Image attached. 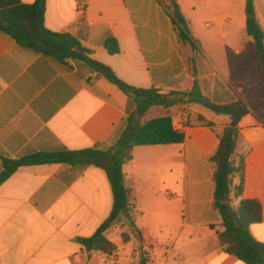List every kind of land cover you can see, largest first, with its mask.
Here are the masks:
<instances>
[{
	"label": "crops",
	"instance_id": "crops-1",
	"mask_svg": "<svg viewBox=\"0 0 264 264\" xmlns=\"http://www.w3.org/2000/svg\"><path fill=\"white\" fill-rule=\"evenodd\" d=\"M177 2L199 51L179 41L166 9L169 0H47L45 26L77 37L91 59L136 88L168 93L197 87L222 105L264 99V68L247 34L245 0ZM255 12L264 30V0H255ZM109 37L117 39L118 54L104 47ZM130 102L85 63L35 53L0 32V173L5 158L114 145L126 128ZM175 108L154 107L143 123L170 116L183 142L137 145L123 169L150 264H170L175 254L181 261L194 256L195 264H244L220 246L222 219L213 208L210 157L229 117L194 105L215 128L177 126ZM238 129L237 155L245 157L243 199L261 202L263 221L251 232L264 243V119L247 115ZM112 205L108 177L97 167L20 168L0 185V264H117L124 251L109 238L111 229L106 236L118 247L114 256L88 253L76 241L92 236Z\"/></svg>",
	"mask_w": 264,
	"mask_h": 264
},
{
	"label": "trees",
	"instance_id": "trees-1",
	"mask_svg": "<svg viewBox=\"0 0 264 264\" xmlns=\"http://www.w3.org/2000/svg\"><path fill=\"white\" fill-rule=\"evenodd\" d=\"M47 0H36L25 4L21 0H0V32L13 38L16 43L35 53L43 54L61 62L71 59L85 63L93 72L103 76L119 87L131 100L127 108L126 128L117 142L109 147H95L70 151L62 149L56 152H37L21 158L3 160L0 173V185L7 181L20 168L27 166L63 164L84 170L94 166L105 172L108 177L113 205L110 216L86 238H77L88 253L101 252L108 257L118 252L106 233L121 222H126L133 234L141 242L133 217L132 189L125 184L124 166L133 159V149L137 145H157L182 143L183 134H178L172 126V118L151 120L143 123V118L154 107L169 110L178 105H201L216 115L229 117L230 123L219 133L220 145L210 157L214 165L215 191L213 208L222 219L223 231L218 232L220 246L230 255L244 264H264V243L255 239L251 226L263 221L261 202L255 199H243L245 183V157L237 155L239 123L247 115H255L264 109V99L252 103L240 101L238 104H216L206 98L194 87L192 91L171 90L168 93L160 88H136L122 81L108 66L91 59L79 39L69 33H54L45 26V6ZM166 8L171 17L179 41L200 50V42L194 38L189 21L183 15L177 0H169ZM246 30L253 40L256 55L264 68V30L259 24L255 12V0H245ZM104 47L111 55L120 52L117 39L109 37ZM194 63V60H191ZM198 121L212 129L215 123L198 114ZM237 180V182H236ZM125 241L128 236L122 234ZM138 264H150L148 254L140 252Z\"/></svg>",
	"mask_w": 264,
	"mask_h": 264
},
{
	"label": "rangeland",
	"instance_id": "rangeland-1",
	"mask_svg": "<svg viewBox=\"0 0 264 264\" xmlns=\"http://www.w3.org/2000/svg\"><path fill=\"white\" fill-rule=\"evenodd\" d=\"M171 115L180 117L181 120L176 119L177 126H181L183 122L186 126H193L194 124L199 123L198 112L195 111L193 105H178L174 111H171ZM260 117L264 119V112L261 113ZM122 223V225L118 224L116 227L111 228L108 233L111 241L116 243L120 249L124 251L121 261L117 264H138L140 252H146V254H148V251L144 249L142 242L133 234L129 225L126 222ZM122 234H126L128 236L125 241L122 238ZM170 264H195V257L193 256L192 258H187L181 261L175 254Z\"/></svg>",
	"mask_w": 264,
	"mask_h": 264
},
{
	"label": "water",
	"instance_id": "water-1",
	"mask_svg": "<svg viewBox=\"0 0 264 264\" xmlns=\"http://www.w3.org/2000/svg\"><path fill=\"white\" fill-rule=\"evenodd\" d=\"M196 108H198V109H205V111H207V112H209V113H211V114H214V112H212L211 110H209L208 108H205V107H203V106H201V105H196Z\"/></svg>",
	"mask_w": 264,
	"mask_h": 264
},
{
	"label": "built area",
	"instance_id": "built-area-1",
	"mask_svg": "<svg viewBox=\"0 0 264 264\" xmlns=\"http://www.w3.org/2000/svg\"><path fill=\"white\" fill-rule=\"evenodd\" d=\"M148 258H149V261H150V256H149V254H148Z\"/></svg>",
	"mask_w": 264,
	"mask_h": 264
}]
</instances>
